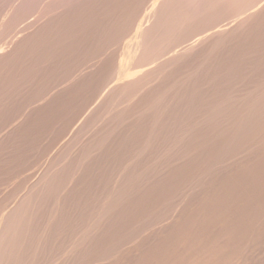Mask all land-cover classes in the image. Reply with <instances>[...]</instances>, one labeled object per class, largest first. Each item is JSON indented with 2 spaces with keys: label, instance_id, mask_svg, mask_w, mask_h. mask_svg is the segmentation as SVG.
I'll return each instance as SVG.
<instances>
[{
  "label": "rangeland",
  "instance_id": "1",
  "mask_svg": "<svg viewBox=\"0 0 264 264\" xmlns=\"http://www.w3.org/2000/svg\"><path fill=\"white\" fill-rule=\"evenodd\" d=\"M162 1L0 0L1 264H264V0L212 1L147 56Z\"/></svg>",
  "mask_w": 264,
  "mask_h": 264
},
{
  "label": "bare ground",
  "instance_id": "2",
  "mask_svg": "<svg viewBox=\"0 0 264 264\" xmlns=\"http://www.w3.org/2000/svg\"><path fill=\"white\" fill-rule=\"evenodd\" d=\"M20 1V0H19ZM30 1V0H29ZM37 1V0H36ZM97 1V0H96ZM103 1H105V0H103ZM174 1L175 0H163L162 2H161V5H159V6H157V7H154V19H156V22H155V20H154V26H152L153 24H150L151 26H150V28H148V29H146V30H143L142 32V35H143V45H144V54H146L147 56H151V55H154V56H157L158 57V55L159 54H161V53H159L160 51L162 52V50L164 49V46H162V45H158L157 43H164V42H166L167 40H168V38L169 37H171V35L170 34H176V33H178V31H179V29L181 30V29H183L184 27H187L188 25H193L192 23H193V21H194V19H197V17H199L200 15H203V14H207V13H211L213 10H214V8L216 7L215 5V2L216 1H221V0H192V3L190 4V6H189V2H186V3H188V5L186 4H184V3H182V6L181 7H179L178 8V10H177V12L176 13H172L170 10L173 8V4H174ZM189 1V0H188ZM212 1H214V4L212 3ZM24 2V1H23ZM143 2V1H142ZM222 2V1H221ZM102 3V2H101ZM107 3V2H106ZM116 3V2H115ZM144 3V2H143ZM76 4H78V3H76ZM76 4H75V6H76ZM93 4V3H92ZM148 4V3H147ZM158 4V3H157ZM25 5H26V3H25ZM24 5V6H25ZM91 5V4H90ZM128 5V4H127ZM156 5V4H155ZM225 5V4H224ZM223 5V6H224ZM230 5H231V3H230ZM18 6V5H17ZM78 6V5H77ZM89 6V5H88ZM227 6V5H226ZM11 7V6H10ZM23 7V6H22ZM235 7V6H234ZM236 8V7H235ZM247 8V7H246ZM12 9V8H11ZM78 9V8H77ZM238 9V8H237ZM23 10H24V8H23ZM72 10H74V9H72ZM71 10V11H72ZM228 10H230L229 9V7H228ZM224 11V10H223ZM232 11V10H231ZM24 12V11H23ZM128 12V11H127ZM225 13H226V11H224ZM233 12V11H232ZM240 12H242L243 13V11H241L240 10ZM85 13V12H84ZM137 13V12H136ZM213 13H216V10H214V12ZM224 13V14H225ZM230 13V12H229ZM13 14V13H12ZM74 14V13H73ZM151 14H153V13H151ZM205 14V15H206ZM220 14V13H219ZM227 14V13H226ZM244 14V13H243ZM15 15H17V14H15ZM67 15H68V13H67ZM204 15V16H205ZM209 15V14H208ZM206 16V17H209L210 18V16ZM211 15V14H210ZM235 15V14H234ZM233 15V16H234ZM218 16V15H217ZM229 16V15H228ZM227 16V17H228ZM232 16V15H231ZM236 16V15H235ZM234 16V17H235ZM64 17V16H63ZM147 17V16H146ZM214 17V16H213ZM219 17V16H218ZM238 17H239V15H238ZM19 18V17H18ZM67 18V17H66ZM153 18V17H152ZM209 18H207L208 19V21H209ZM240 18H241V16H240ZM6 19V18H5ZM72 19V18H71ZM146 19V18H145ZM217 19V18H216ZM219 19H221L220 17H219ZM223 19H224V16H223ZM226 19V18H225ZM236 19V18H235ZM248 19H250V18H248ZM14 20V19H13ZM200 20H203V19H200ZM211 20V19H210ZM238 20V19H237ZM243 20V19H242ZM15 21V20H14ZM66 21H67V19H66ZM205 21V20H204ZM218 21V20H217ZM244 21H246L245 19H244ZM60 22V21H59ZM64 22V21H63ZM222 22V21H221ZM229 22V21H228ZM152 23V22H151ZM213 23V22H212ZM216 23V22H215ZM218 23V22H217ZM230 23V22H229ZM232 23V22H231ZM234 23V22H233ZM146 24V23H145ZM211 24V23H210ZM194 25H195V23H194ZM216 25V24H215ZM243 25H245L244 23H243ZM251 25V24H250ZM11 26V25H10ZM143 26V25H142ZM218 26V25H217ZM226 26V25H225ZM228 26V25H227ZM227 26H226V28H227ZM12 27V26H11ZM213 27H214V25H213ZM241 27H243V26H241ZM191 28V27H190ZM195 28V27H194ZM214 28H216V26L214 27ZM237 28V27H236ZM184 29H188V28H184ZM183 29V30H184ZM219 31H216V32H214V36L215 35H220L221 36V34H223V30L222 31H220V29H223V27L221 28V27H219V28H217ZM229 29V28H228ZM227 29V30H228ZM189 30V29H188ZM191 30H193V28H191ZM214 30H216V29H214ZM235 30V29H234ZM238 30V29H237ZM105 31V30H104ZM194 31V30H193ZM225 31L226 30H224V34H226L225 33ZM182 32V31H181ZM180 32V33H181ZM186 31H184V33H185ZM189 32V31H188ZM192 32V31H191ZM201 32V31H200ZM200 32H195V34H197V33H200ZM230 32V31H229ZM237 32V31H236ZM4 33V32H3ZM183 33V32H182ZM192 33H194V32H192ZM202 33V32H201ZM6 34V33H5ZM188 34V33H187ZM255 34V33H254ZM102 35V34H101ZM170 35V36H169ZM203 35V34H202ZM210 35V34H209ZM209 35H207V36H209ZM169 36V37H168ZM178 36H180V34H178ZM185 37H186V35H184ZM192 36V35H191ZM195 36V35H194ZM199 36V35H198ZM213 36V35H212ZM212 36H210V37H212ZM227 36H228V33H227ZM233 36V35H232ZM144 37H146V38H144ZM193 37V36H192ZM201 37V36H200ZM210 37H207V38H209L210 39ZM222 38H223V36H221ZM259 37V36H258ZM35 38V37H34ZM172 38V37H171ZM195 38V37H194ZM198 38V37H197ZM204 38V37H203ZM229 38H231V36L229 37ZM45 39H47V38H45ZM100 39V38H99ZM174 39V38H173ZM178 40L180 39V37L179 38H177ZM189 39H190V35H189ZM226 39V38H225ZM49 40V39H48ZM180 40H182V39H180ZM191 40V39H190ZM195 40V39H194ZM203 40V39H202ZM206 41H207V39H205ZM33 41V40H32ZM32 41H30V42H32ZM173 41V40H172ZM197 41V40H196ZM189 42V41H188ZM191 42H193V41H191ZM195 42V41H194ZM262 42V41H261ZM51 43V42H50ZM161 43V44H162ZM200 43V42H199ZM203 43H205L204 41H203ZM32 44V43H31ZM36 44V43H35ZM40 43H38V45H39ZM52 44V43H51ZM170 43H168V45H169ZM178 44V43H177ZM190 44V43H189ZM193 44V43H192ZM201 44V43H200ZM34 45V44H33ZM152 45H157V46H154L153 47V49H150V47L152 46ZM175 45V44H174ZM174 45H173V47H174ZM195 45H197V44H195ZM199 45V44H198ZM203 45V44H202ZM236 45V44H235ZM253 45V44H252ZM36 46H37V44H36ZM45 46H47V45H45ZM142 46V45H141ZM167 46V45H166ZM179 46V45H178ZM184 46H186V45H184ZM201 46V45H200ZM147 47V48H146ZM181 47V46H180ZM194 47V46H193ZM196 47V46H195ZM203 47V46H202ZM35 48V47H34ZM50 48V47H49ZM188 48V47H187ZM185 49V48H184ZM195 49V48H194ZM199 49H201V47L199 48ZM30 50V49H29ZM37 50V49H36ZM38 50H39V48H38ZM166 50V47H165V49H164V51ZM176 50H177V48H176ZM179 50V49H178ZM182 50H183V48H182ZM189 50V49H188ZM191 50V49H190ZM198 49L196 48V51H197ZM28 51V50H27ZM42 51V50H41ZM60 51V50H59ZM184 51V50H183ZM185 51H186V49H185ZM46 52V51H45ZM54 52H56V51H54ZM32 53V52H31ZM41 53V52H40ZM180 53V52H179ZM47 54V53H46ZM183 54V53H182ZM188 54L189 53H187L186 55L188 56ZM245 54V53H244ZM50 55V54H49ZM56 55V54H55ZM253 55V54H252ZM46 56V55H45ZM160 56V55H159ZM165 56V55H164ZM176 57V56H175ZM191 57V56H190ZM248 57V56H247ZM162 58H164V57H162ZM161 57L159 58V59H162ZM112 59V58H111ZM123 59V58H122ZM185 59V58H184ZM113 60V59H112ZM171 60V62H172V59H170ZM170 60H169V62H170ZM121 61V60H120ZM124 61L127 63V59L125 58L124 59ZM175 61V60H174ZM123 62V61H122ZM122 62H121V64H122ZM176 62V61H175ZM73 64V63H72ZM129 64V63H128ZM47 65V64H46ZM123 65H124V63H123ZM176 66V65H175ZM256 66H258V65H256ZM120 67V66H119ZM121 67H123V66H121ZM121 67H120V69H121ZM72 69H74V68H72ZM258 69V68H257ZM121 71V70H120ZM122 72V71H121ZM129 72V71H128ZM257 72V71H256ZM255 72V73H256ZM129 73H131V72H129ZM184 73V72H183ZM254 73V74H255ZM132 74V75H131ZM130 74V76H133L134 77V73H131ZM252 74V73H251ZM121 75H122V73H121ZM81 76V75H80ZM0 77H2V76H0ZM128 78H130L129 76H127ZM127 78V79H128ZM0 79H2V78H0ZM6 79V78H5ZM134 79H136L137 80V78L136 77H134ZM10 80V79H9ZM3 81V80H2ZM131 81V83H133V81L131 80V79H129V82ZM126 83V82H125ZM131 83L129 84V86L131 85ZM128 84V83H127ZM138 84V86H139V84H141V83H137ZM9 85V84H8ZM132 86H134V85H132ZM136 86V85H135ZM125 87H126V84H125ZM141 87V86H140ZM137 90V89H136ZM258 90V89H257ZM124 91V90H123ZM139 91V90H138ZM155 91V90H154ZM142 92V91H141ZM155 92H157V91H155ZM129 93V92H128ZM131 93V92H130ZM136 93V92H135ZM140 93V92H139ZM138 93V94H139ZM144 94V93H143ZM147 94V93H146ZM145 94V95H146ZM263 95H264V93H263ZM16 96V95H15ZM129 96V95H128ZM128 96H127V98H128ZM139 96V95H138ZM142 96V95H141ZM142 98V97H141ZM145 98H146V96H145ZM21 100V99H20ZM143 100H144V98H143ZM136 101H138V100H136ZM142 101V100H141ZM27 102V101H26ZM146 102V101H145ZM148 102H149V99H148ZM29 104V103H28ZM146 104V103H145ZM38 106V105H37ZM36 106V107H37ZM149 106H151V105H149ZM27 108V107H26ZM150 108H152V107H150ZM28 109V108H27ZM144 109V108H143ZM35 110V109H34ZM152 110V109H151ZM157 110V109H156ZM156 110H155V112H156ZM29 111V110H28ZM40 111V110H39ZM32 113V112H31ZM166 113V112H165ZM157 114V113H156ZM161 114V113H160ZM39 116V115H38ZM153 116V115H152ZM155 116V115H154ZM42 117V116H41ZM40 117V118H41ZM165 117V116H164ZM160 119H161V117H159ZM159 118H157V120L159 119ZM159 122H160V120H159ZM183 122V121H182ZM33 123V122H32ZM166 123V122H165ZM190 123V122H189ZM41 124V123H40ZM61 124V123H60ZM191 125V124H190ZM52 126V125H51ZM176 126V125H175ZM189 126V125H188ZM41 127V126H40ZM44 127V126H43ZM170 127V126H169ZM179 128V127H178ZM183 128V127H182ZM172 129H173V127H172ZM181 129V128H180ZM191 130V129H190ZM178 131V130H177ZM181 131V130H180ZM183 131V130H182ZM11 132H13V131H11ZM10 132V133H11ZM69 132V131H68ZM174 132V131H173ZM192 132V131H191ZM38 133V132H37ZM41 133H42V131H41ZM43 133H45V132H43ZM66 133V132H65ZM184 133V132H183ZM186 133H187V131H186ZM40 135H43V134H40ZM211 138V137H210ZM192 139V138H191ZM190 139V140H191ZM71 140V139H70ZM82 140V139H81ZM199 140V139H198ZM203 140V139H202ZM183 141V140H182ZM218 141V140H217ZM80 142H82V141H80ZM86 142V141H85ZM179 142H181V141H179ZM74 143V142H73ZM5 144V143H4ZM25 144V143H24ZM76 144V143H75ZM77 144H80V143H78V141H77ZM86 144V143H85ZM88 144V143H87ZM181 144V143H180ZM81 145V144H80ZM79 145V146H80ZM90 145V144H89ZM17 146V145H16ZM75 146V145H74ZM77 146V145H76ZM63 147V146H62ZM71 148H70V151L71 150H73V149H75V147L73 148L72 146H70ZM78 147V146H77ZM84 147V146H83ZM86 147V146H85ZM73 148V149H72ZM81 148V147H80ZM93 148V147H92ZM91 148V149H92ZM99 148V147H98ZM36 149V148H35ZM83 149H85V148H83ZM83 149H81V150H83ZM88 149V148H87ZM90 149V150H91ZM96 149V148H95ZM29 150H30V148H29ZM32 150V149H31ZM77 150H78V148H77ZM89 151V150H88ZM98 151V150H97ZM67 152H69V151H67ZM32 153V152H31ZM82 153V152H81ZM83 153H85V152H83ZM87 153V152H86ZM90 153V152H89ZM95 153H96V151H95ZM99 153V152H98ZM18 154H19V152H18ZM71 154V153H70ZM69 155V154H68ZM95 155V154H94ZM55 156V155H54ZM83 156V155H82ZM88 156V155H87ZM20 157V156H19ZM103 157V156H102ZM14 158V157H13ZM33 159V158H32ZM12 160V159H11ZM88 160V159H87ZM120 160V159H119ZM62 161V160H61ZM54 162V161H53ZM56 162V161H55ZM66 162V161H65ZM52 163V162H51ZM64 163V162H63ZM67 163V162H66ZM71 163V162H70ZM69 163V164H70ZM102 163V162H101ZM130 163V162H129ZM29 164V163H28ZM49 164V163H48ZM60 164V163H59ZM132 164V163H131ZM57 165V164H56ZM61 165V164H60ZM68 165V164H67ZM67 165H65V166H67ZM130 165V164H129ZM36 166V165H35ZM62 166V165H61ZM77 166V165H76ZM52 168V167H51ZM59 168H61V167H59ZM110 168V167H109ZM55 169H56V166H55ZM72 169V168H71ZM70 169V170H71ZM75 169H77L78 170V167L77 168H75ZM81 169V168H80ZM122 169V168H121ZM19 170V169H18ZM21 170V169H20ZM49 171H50V169H48ZM63 170H65V168L63 169ZM62 170V171H63ZM68 170V169H67ZM72 170H74V169H72ZM76 170V171H77ZM47 171V170H46ZM56 171V170H55ZM52 172V171H51ZM46 173V172H45ZM48 173V172H47ZM47 173H46V175H47ZM62 173V172H61ZM64 173V172H63ZM62 173V174H63ZM67 173V172H66ZM70 173H72V172H70ZM77 173V172H76ZM28 174V173H27ZM43 174V173H42ZM51 174V173H50ZM58 174H59V172H58ZM84 174V173H83ZM123 174V173H122ZM23 175V174H22ZM48 175H49V173H48ZM47 175V176H48ZM54 175V174H53ZM74 175V174H73ZM43 176V175H42ZM45 176V175H44ZM55 176V175H54ZM53 176V177H54ZM63 176V175H62ZM62 176H60L62 179H63V177ZM69 176V175H68ZM75 176H76V174H75ZM33 177V176H32ZM52 177V176H51ZM52 177V178H53ZM57 177V176H56ZM97 177V176H96ZM43 178V177H42ZM45 178H46V176H45ZM45 178H43V179H45ZM48 179H50L49 177H47ZM64 178H67V177H64ZM72 178V177H71ZM75 178V177H74ZM74 178H72V179H74ZM78 178V177H77ZM94 178V177H93ZM54 179V178H53ZM59 179V178H58ZM58 179L56 180V181H58ZM79 179V178H78ZM45 180H47V179H45ZM64 180V179H63ZM70 181H71V179H69ZM68 180V181H69ZM33 181V180H32ZM38 181H40V180H38ZM43 181V180H42ZM51 181H53V180H51ZM50 181V182H51ZM55 181V180H54ZM68 181H65V182H67L68 183ZM103 181V180H102ZM41 182V181H40ZM39 182V183H40ZM43 182H45V181H43ZM49 182V183H50ZM60 182V181H59ZM59 182H58V184H59ZM61 182H62V180H61ZM38 183V182H37ZM38 183V184H39ZM47 183V182H46ZM55 182H53V184H54ZM87 183V182H86ZM43 184V183H42ZM48 184V183H47ZM57 184V182H56V186L58 185ZM62 184V183H61ZM100 184H102V183H100ZM110 184H112V182L110 183ZM37 185V184H36ZM63 185V184H62ZM64 185H65V183H64ZM71 185V184H70ZM40 186V185H39ZM38 186V187H39ZM46 186V185H45ZM65 186H69L68 184H66ZM94 186V185H93ZM174 186V185H173ZM33 187V186H32ZM46 187H51V185L50 186H46ZM53 188L55 187V186H52ZM57 187H59V186H57ZM96 187V186H95ZM115 187V186H114ZM122 187V186H121ZM68 188V187H67ZM66 188V189H67ZM77 188V187H76ZM81 188H83V187H81ZM105 188V187H104ZM120 188V187H119ZM38 189V188H37ZM41 189H42V186H41ZM58 189V188H57ZM62 189V188H61ZM69 189V188H68ZM78 189V188H77ZM96 189V188H95ZM103 189V188H102ZM176 189V188H175ZM6 190V189H5ZM34 191H36L35 189H33ZM49 191H50V188L48 189ZM53 190V189H52ZM52 190H51V192H52ZM65 190V189H64ZM10 191V190H9ZM42 191V190H41ZM55 191H57L56 190V187H55ZM59 191V190H58ZM73 191V190H72ZM89 191V190H88ZM130 191V190H129ZM132 191V190H131ZM43 192H44V190H43ZM46 192H48V191H46ZM50 192V193H51ZM54 192V191H53ZM52 192V193H53ZM64 192V191H63ZM69 192V191H68ZM93 192V191H92ZM103 192V191H102ZM127 192V191H126ZM171 192V191H170ZM39 193V192H38ZM84 193V192H83ZM119 193V192H118ZM122 193V192H121ZM127 193H129V192H127ZM126 193V196L128 195ZM11 194V193H10ZM37 194V193H36ZM58 193H54V195L56 196ZM63 194V193H62ZM82 194V193H81ZM100 194H101V192H100ZM105 194V193H104ZM125 194V193H124ZM123 194V197L125 196ZM130 194V193H129ZM40 195V194H39ZM41 195H43V194H41ZM46 195H48V193L46 194ZM46 195H44V196H46ZM53 195V196H54ZM72 195V194H71ZM90 195V194H89ZM180 195V194H179ZM37 196H38V194H37ZM52 196V197H53ZM58 196V195H57ZM103 196V195H102ZM121 196V195H120ZM129 197H130V195H128ZM13 197V196H12ZM50 197V196H49ZM48 197V198H49ZM51 197V198H52ZM62 197V196H61ZM90 197V196H89ZM105 197V196H104ZM109 197V196H108ZM133 197V196H132ZM131 197V198H132ZM173 197V196H172ZM55 198V197H54ZM53 198V199H54ZM113 198V197H112ZM115 198H118V197H115ZM130 198V199H131ZM142 198V197H141ZM14 199V198H13ZM43 199V198H42ZM56 199H58V198H56ZM55 199V200H56ZM77 199V198H76ZM98 199V198H97ZM106 199V198H105ZM122 199V198H121ZM127 200H129L128 198H126ZM174 199H176V198H174ZM46 200V199H45ZM45 200H43V201H45ZM84 200V199H83ZM102 200V199H101ZM104 200V199H103ZM107 200V199H106ZM113 200V199H112ZM111 200V201H112ZM116 200L117 199H115V200H113V201H115V203L117 204V202H116ZM133 200V199H132ZM183 200V199H182ZM181 200V201H182ZM49 201V200H48ZM89 201V200H88ZM98 201V200H97ZM124 201H125V198H124ZM8 202V201H7ZM52 202V201H51ZM61 202V201H60ZM68 202V201H67ZM96 202V201H95ZM100 202V201H99ZM105 202V201H104ZM107 203H108V200L106 201ZM109 202H110V200H109ZM119 202V201H118ZM123 202V201H122ZM5 203V202H4ZM46 203H49V202H46ZM59 204V203H58ZM58 204H57V207H58V209H59V206H58ZM73 204V203H72ZM91 204V203H90ZM97 204V203H96ZM115 204V205H116ZM226 204V203H225ZM17 205V204H16ZM60 205V204H59ZM98 205V204H97ZM107 205V204H106ZM108 205H110L109 203H108ZM115 205H113V208H114V206ZM170 205V204H169ZM182 205V204H181ZM22 206V205H21ZM52 206V205H51ZM56 206V205H55ZM96 206V205H95ZM99 206V205H98ZM100 206H102V205H100ZM99 206V207H100ZM111 206H112V204H111ZM111 206H110V208H108L107 210H109V209H112L111 208ZM174 206V205H173ZM9 207V206H8ZM16 207H19V206H16ZM23 207V206H22ZM63 207H65V206H63ZM78 207V206H77ZM85 207V206H84ZM94 207V206H93ZM103 207V206H102ZM118 207V206H117ZM116 207V208H117ZM119 207H120V205H119ZM132 207V206H131ZM168 207V206H167ZM21 208V207H20ZM53 208H54V206H53ZM62 208V207H61ZM75 208V207H74ZM107 208V207H106ZM127 208V207H126ZM169 208V207H168ZM26 209V208H25ZM62 209H64V208H62ZM87 209H89V207L87 208ZM91 209H93L92 207H91ZM98 209V208H97ZM103 209V208H102ZM104 209H105V207H104ZM124 209V208H123ZM172 209V208H171ZM19 211H20V209H18ZM23 210V209H22ZM76 210V209H75ZM90 210V209H89ZM93 210H96L95 208L93 209ZM113 210V209H112ZM116 210V209H115ZM16 212V210H13L12 212ZM56 211H58V210H56ZM87 211V210H86ZM103 211V210H102ZM119 211H121V210H119ZM11 212V213H12ZM18 212V211H17ZM23 212V211H22ZM26 212V211H25ZM53 212H55L54 210H53ZM92 212V211H91ZM96 212H97V210H96ZM100 212H101V210H100ZM116 212V211H115ZM176 212V211H175ZM10 213V214H11ZM21 213V212H20ZM20 213H17L19 216H20ZM27 213H29L28 211H27ZM62 213V212H61ZM86 213V212H85ZM108 213V212H107ZM109 213H110V211H109ZM108 213V214H109ZM144 213V212H143ZM22 214V213H21ZM63 214V213H62ZM88 214V213H87ZM105 214H106V211H105ZM108 214L106 215V216H108ZM15 215V218H16V214H14ZM23 215H24V213H23ZM57 215H58V213H57ZM61 215V214H60ZM143 215V214H142ZM13 216V215H12ZM27 216H28V214H27ZM29 216H30V213H29ZM32 216V215H31ZM93 216H97V215H93ZM164 216V215H163ZM8 218H9V216H7ZM11 217V216H10ZM23 217H25V216H23ZM22 217V218H23ZM100 217V216H99ZM101 217H102V215H101ZM103 217H105V216H103ZM137 217V216H136ZM142 217V216H141ZM18 218V217H17ZM21 218V219H22ZM27 218V217H26ZM26 218H24V219H26ZM31 218V217H30ZM33 218V217H32ZM73 218V217H72ZM106 218V217H105ZM109 218V217H108ZM118 218V217H117ZM121 218V217H120ZM13 219V218H12ZM12 219H11V221H12ZM20 219V220H21ZM24 219H22V221L24 220ZM28 219V218H27ZM26 219V220H27ZM35 219V218H34ZM112 219V218H111ZM133 219V218H132ZM137 219V218H136ZM6 220V219H5ZM19 220V221H20ZM32 220V219H31ZM98 220H99V218H98ZM103 220H105L104 218H103ZM117 220V219H116ZM119 220V219H118ZM169 220V219H168ZM6 221H8V224H9V220L7 219ZM33 221V220H32ZM31 221V222H32ZM35 221H37V220H35ZM64 221H65V219H64ZM94 221V220H93ZM100 221V220H99ZM99 221H97V222H99ZM115 221V220H114ZM235 221V220H234ZM3 222H4V220H3ZM21 222V221H20ZM19 222V223H20ZM24 222V221H23ZM26 222V221H25ZM30 222V221H29ZM39 222H40V220H39ZM102 222V221H101ZM105 222V221H104ZM17 223V222H16ZM16 223H14V224H16ZM18 223V224H19ZM27 223H28V221H27ZM34 223V222H33ZM37 223H38V221H37ZM110 223V222H109ZM131 223V222H130ZM137 223H138V221H137ZM7 224V223H6ZM18 224H17V227H18ZM20 224H22V223H20ZM24 224V223H23ZM39 224V223H38ZM108 224V223H107ZM26 225V224H25ZM25 225H24V227H25ZM29 225V224H28ZM34 224H32V226H33ZM101 225V224H100ZM100 225H99V227H100ZM112 225V224H111ZM141 225V224H140ZM143 225V224H142ZM1 226V225H0ZM5 226V225H4ZM6 226H8V225H6ZM5 226V228H9V227H6ZM11 226V225H10ZM42 226V225H41ZM123 226V225H122ZM127 226V225H126ZM20 227V226H19ZM39 227H40V225H39ZM98 227V226H97ZM147 227V226H146ZM203 227V226H202ZM3 228V227H2ZM10 228H12V227H10ZM14 228V227H13ZM30 229H31V227H29ZM38 228V227H37ZM15 229H16V226H15ZM18 229V228H17ZM24 229V228H23ZM29 229V230H30ZM35 229V228H34ZM33 229V230H34ZM42 229V228H41ZM40 228L38 229L39 231L41 230ZM49 229V228H48ZM187 229V228H186ZM6 229H4V231H5ZM11 231H12V229H10ZM14 230V229H13ZM20 230H21V228H20ZM28 229L26 228V233L28 232L29 233V231H27ZM82 230V229H81ZM3 231V232H4ZM7 231V230H6ZM24 231V230H23ZM30 231H32V230H30ZM47 231V230H46ZM45 231V232H46ZM79 231V230H78ZM129 231V230H128ZM2 232V231H1ZM3 232H2V234H3ZM15 232H19V231H17V230H15ZM42 232H44L43 230H42ZM44 232V233H45ZM122 232V231H121ZM23 233V232H22ZM21 233V234H22ZM26 233H24L25 235H26ZM55 233V232H54ZM76 233V232H75ZM78 233V232H77ZM80 233V232H79ZM105 233V232H104ZM145 233V232H144ZM148 233V232H147ZM2 234H1V237H2ZM4 234H6V236L3 238L4 239V241H2L3 242V245L1 246L0 245V247H2V250L4 251V249L7 247V245H5V243L4 242H6V241H8V239H7V236H9L11 233H10V231L9 232H5ZM14 234V233H13ZM20 234V235H21ZM30 234H32V233H30ZM37 234H38V231H37ZM134 234V233H133ZM140 234V233H139ZM138 234V235H139ZM23 235V234H22ZM21 235V236H22ZM24 235V236H25ZM41 236H42V234H40ZM47 235V234H46ZM79 236H81V234H78ZM103 235V234H102ZM112 235V234H111ZM119 235V234H118ZM125 235V234H124ZM135 235V234H134ZM29 236V235H28ZM133 236V235H132ZM11 237H13V236H11ZM16 237H17V234H16ZM16 237H15V241H17L16 240ZM31 237V236H30ZM33 237H34V235H33ZM36 237V236H35ZM43 237V236H42ZM49 237V236H48ZM51 237V236H50ZM106 237V236H105ZM9 238V237H8ZM25 238H27V237H25ZM45 238V237H44ZM118 238V237H117ZM7 239V240H6ZM24 239V238H23ZM40 239H42V238H40ZM53 239H55V238H53ZM1 240V239H0ZM6 240V241H5ZM19 240V239H18ZM22 240V239H21ZM26 240V239H25ZM28 240H31L30 238L28 239ZM34 240H35V238H34ZM44 240V239H43ZM50 241V240H49ZM56 241V240H55ZM58 241V240H57ZM136 241V240H135ZM218 241V240H217ZM1 242V241H0ZM1 242V243H2ZM20 242V241H19ZM32 242V241H31ZM35 242V241H34ZM39 242H41V241H39ZM54 242V241H53ZM53 242H51V243H53ZM16 243V242H15ZM21 243V242H20ZM38 243V242H37ZM47 243V242H46ZM34 244V243H33ZM32 244V245H33ZM43 244V243H42ZM45 244V243H44ZM8 245H9V242H8ZM17 245V244H16ZM24 245H25V241H24ZM26 245H27V243H26ZM46 245V244H45ZM50 245V244H49ZM52 245V244H51ZM57 245V244H56ZM63 245V244H62ZM18 246H19V244H18ZM29 246H31L30 244H29ZM27 247L28 249L27 250H29V248L30 247ZM44 246V245H43ZM121 246V245H120ZM11 247H12V245H11ZM14 247V246H13ZM34 247H35V245H34ZM52 246H50V248H51ZM45 248V247H44ZM55 248V247H54ZM9 249V248H8ZM15 249H16V247H15ZM21 249V248H20ZM35 249V248H34ZM43 249V248H42ZM56 249H57V247H56ZM2 250H1V248H0V252L2 253ZM33 250V249H32ZM37 250V249H36ZM41 250V249H40ZM45 250H47V249H45ZM44 250V251H45ZM65 250V249H64ZM10 251V250H9ZM13 251V250H12ZM11 251V252H12ZM15 251V250H14ZM43 251V250H42ZM57 251V250H56ZM17 252V251H16ZM19 253H20V251H18ZM37 252V251H36ZM54 252V251H53ZM59 252V251H58ZM61 252V251H60ZM188 252V251H187ZM6 253H8V252H6V250H5V254ZM27 253V252H26ZM40 253V252H39ZM38 253V254H39ZM9 254V253H8ZM7 254V255H8ZM12 254H13V252H12ZM16 254V253H15ZM28 254H29V251H28ZM48 254V253H47ZM64 254V253H63ZM62 254V255H63ZM69 254H70V252H69ZM18 255H20V254H18ZM32 255H34V254H32ZM31 255V256H32ZM49 255V254H48ZM54 255V254H53ZM55 255H57V254H55ZM3 256L5 257V260H3V262L4 261H6L7 260V258H10V257H8L7 256V258H6V256L3 254ZM10 256V255H9ZM16 256H17V254H16ZM36 256V255H35ZM39 256H41V255H39ZM20 257V256H19ZM33 257V256H32ZM44 257V256H43ZM52 257V256H51ZM64 257V256H63ZM62 257V258H63ZM11 258H13V256L11 257ZM15 258V257H14ZM21 258V257H20ZM29 258H31L30 256H29ZM35 257H33V259H34ZM53 258V257H52ZM4 259V258H3ZM25 259V258H24ZM23 259V260H24ZM33 259H32V261H33ZM39 259V258H38ZM56 259H57V257H56ZM55 259V260H56ZM2 260V259H1ZM0 260V261H1ZM34 260H36V259H34ZM53 260H54V258H53ZM59 260H60V258H59ZM59 260H57V261H59ZM7 261H9V260H7ZM19 261V260H18ZM17 261V262H18ZM2 262V261H1ZM14 262V261H13ZM30 262H31V260H30ZM39 262V261H38ZM40 262H42V261H40ZM39 262V263H40ZM53 262H55V261H53ZM66 262V261H65ZM5 263V262H4ZM9 262H7V264H8ZM35 263V262H34ZM69 263V262H68ZM73 263V262H72ZM1 264V263H0ZM11 264V263H10ZM14 264V263H13ZM23 264V263H22ZM24 264H25V262H24ZM27 264V263H26ZM47 264H48V262H47ZM78 264V263H77Z\"/></svg>",
  "mask_w": 264,
  "mask_h": 264
}]
</instances>
